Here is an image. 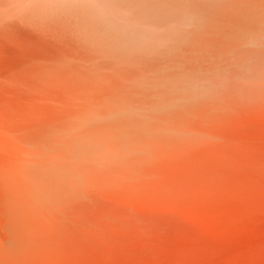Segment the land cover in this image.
<instances>
[{"label": "rangeland", "instance_id": "rangeland-1", "mask_svg": "<svg viewBox=\"0 0 264 264\" xmlns=\"http://www.w3.org/2000/svg\"><path fill=\"white\" fill-rule=\"evenodd\" d=\"M200 6L0 0V264H264V37L132 51L93 34L92 13L181 43Z\"/></svg>", "mask_w": 264, "mask_h": 264}, {"label": "bare ground", "instance_id": "bare-ground-1", "mask_svg": "<svg viewBox=\"0 0 264 264\" xmlns=\"http://www.w3.org/2000/svg\"><path fill=\"white\" fill-rule=\"evenodd\" d=\"M198 2L199 4H201L200 7H202V13L206 18L203 25L200 27V31L202 34L200 37L196 36V38L195 37L190 38L189 40L182 41L181 43H177L173 40H172V43H168L167 41H164V40L161 41V38L158 41V37L155 36V32L157 31L155 29L149 28L147 25H141V24L135 23V24L130 25V27L128 28H124V30L121 28H115V27L111 28L109 25L103 23V21L100 18H98L92 13V16L91 15L90 16L94 18L96 22L100 24V27H98V29H96V31L93 34L99 33L100 36L102 37V40H105L102 45L103 47L114 46L119 49L132 50V51L140 50V49H147V50H153V49H157V50L240 49L242 45L239 44L237 41L232 42L229 37V36L236 37V34L240 32L246 33L248 35L247 37L248 39L255 38L256 42H258L259 44H263L262 38L264 37V0H198ZM98 15H101V14L99 13ZM102 15H105V13H102ZM246 15L251 16L253 20L248 24L239 26L240 23L238 21L242 20V18L245 17ZM221 16L225 18L226 20L229 16H231L229 19L233 20L234 18L236 22L234 21L233 23H231L230 25L226 27L219 26L217 27V31H214L211 27H208L207 25L208 23L216 24L217 20ZM86 26H87V23H86ZM193 35L194 34H191L190 37ZM216 35H223V36L216 37ZM110 38H113V39H110ZM237 79H240V78H237ZM244 79L241 78L240 80L243 81ZM256 81H254L253 83L255 84H258L260 82L264 83L262 81L259 82V80H256ZM236 82H238V80ZM236 82L233 79V83H236ZM231 83L232 81L229 84ZM248 83L250 84V82ZM252 85L250 84L249 86L251 87ZM262 85L264 86V84H261L260 86ZM249 86L247 88L248 90H249ZM258 86L259 84L257 85V87ZM246 87L244 85L243 89H246ZM239 88L240 87H238V90ZM256 88H253L252 91L254 92V89L256 90ZM241 89H242V86H241ZM232 90H235V89H232ZM260 90H258V92L256 93L257 94L262 93L260 92ZM262 91H263V87H262ZM257 94L253 96H256ZM245 95H246L245 97H247L246 93ZM261 96L259 95V97Z\"/></svg>", "mask_w": 264, "mask_h": 264}]
</instances>
